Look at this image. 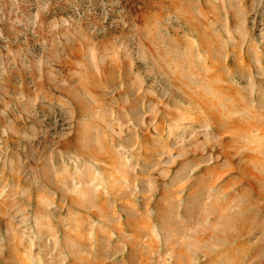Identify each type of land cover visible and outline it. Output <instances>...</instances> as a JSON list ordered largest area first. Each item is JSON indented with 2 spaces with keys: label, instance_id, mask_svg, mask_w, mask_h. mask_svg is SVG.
<instances>
[{
  "label": "rangeland",
  "instance_id": "rangeland-1",
  "mask_svg": "<svg viewBox=\"0 0 264 264\" xmlns=\"http://www.w3.org/2000/svg\"><path fill=\"white\" fill-rule=\"evenodd\" d=\"M0 264H264V0H0Z\"/></svg>",
  "mask_w": 264,
  "mask_h": 264
}]
</instances>
